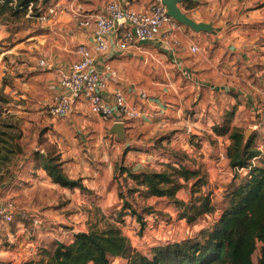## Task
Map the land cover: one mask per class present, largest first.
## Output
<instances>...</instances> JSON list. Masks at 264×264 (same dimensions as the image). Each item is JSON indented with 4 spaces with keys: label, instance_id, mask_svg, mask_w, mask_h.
Here are the masks:
<instances>
[{
    "label": "crops",
    "instance_id": "1",
    "mask_svg": "<svg viewBox=\"0 0 264 264\" xmlns=\"http://www.w3.org/2000/svg\"><path fill=\"white\" fill-rule=\"evenodd\" d=\"M107 1L110 0H55L50 7L52 13H46L43 33L26 37L22 51L1 52V56L11 60L12 67L18 68L27 87L34 92L30 104L36 112L32 118L40 125L42 136L61 148L64 172L70 178H81L86 189H90V195L100 197L95 203L102 210L116 201L117 188L112 174L118 159L132 170L152 167L164 160L166 154L159 147L140 150L144 143L153 145L148 139L174 131L172 137L179 139L180 144L176 146L177 141L170 139V146L185 150L187 142L183 145L182 138L188 136L192 126L196 134L200 133L201 129L211 126L213 120L218 122L229 107H234L235 119L242 114V122L252 128H257L261 123L258 121L264 120V0H186L187 6L183 5L185 1L180 2L182 12L202 23L203 28L195 31L177 21L170 34L162 31L153 41L126 51H118L115 38L108 36V50L103 54L93 52L99 70L104 62L115 69L103 95L110 100L119 89L127 102L141 108L140 116L125 119L119 132L114 128L116 116L103 121L92 114L80 98L74 100L67 114L49 115L44 108L56 92L63 91L57 82L58 72L76 60L74 46L84 43L92 48V29L79 27L78 17L99 11ZM114 1L142 10L152 0ZM192 45H196L197 50L192 51ZM31 47L39 51H32ZM40 59L46 64L39 65ZM33 135L30 146L34 151L38 133ZM84 149L99 161L92 165L85 163ZM23 157L25 162L20 164L31 173L29 185L35 190L32 197L41 198L44 191L54 189L61 192L55 195V203L59 196H70L42 169L39 171L32 155L26 152ZM16 178L19 177H14L15 184ZM79 199L83 207H76L78 213L67 219L57 211L53 214L51 208L39 209L37 217L52 216L68 221L67 228L58 227L57 231L47 225L40 228L15 221L14 225L10 223L3 229V236L12 242L19 233L22 242H18L17 249L28 241V234H36L30 248L47 237L48 241L69 242L76 232L88 231L86 222L91 219L90 212L83 211L87 207L86 199ZM155 242L158 241L152 243ZM16 254V250L11 252V256ZM32 255L35 256V251ZM121 260L115 258L118 263Z\"/></svg>",
    "mask_w": 264,
    "mask_h": 264
},
{
    "label": "trees",
    "instance_id": "2",
    "mask_svg": "<svg viewBox=\"0 0 264 264\" xmlns=\"http://www.w3.org/2000/svg\"><path fill=\"white\" fill-rule=\"evenodd\" d=\"M54 1L0 0V26H8L14 19L25 16L29 9L41 15ZM188 4L186 0L183 3ZM2 104H8V97L0 92V180L3 179L1 174L9 171L8 164L13 157L22 152L19 121L13 114L4 112ZM234 112L229 109L219 124L212 125V129L217 135L228 136L230 143L225 153L228 164L237 170L235 172L242 170L243 175L236 173L237 181L230 182L225 190V207L211 226L200 229L198 236L163 239L144 251L134 248L119 226L109 224L101 230L76 232L69 242L53 239L48 247H40L38 258L21 264H112L116 257L123 258L124 264H264V152L255 144V133L245 139L243 132L231 125ZM191 136L194 138L195 135ZM166 137L169 136L153 138L152 148H161L158 144ZM162 151L166 156L160 169L135 171L122 162L116 163L114 171L125 175V182L128 179L132 182L124 193L121 186L118 188L120 215L135 216L141 225L145 224L128 200L127 196L134 192L144 197L166 199L175 207L177 217L189 224L203 215L212 214L215 207L210 195L199 190L207 181L204 172L183 162L182 159L187 157L185 151L172 152L165 148ZM33 160L36 167H43L52 182L70 189L86 190L81 178H70L64 172L59 153L35 151ZM183 187L190 194L188 202L177 197ZM257 248L258 257L254 260Z\"/></svg>",
    "mask_w": 264,
    "mask_h": 264
},
{
    "label": "rangeland",
    "instance_id": "3",
    "mask_svg": "<svg viewBox=\"0 0 264 264\" xmlns=\"http://www.w3.org/2000/svg\"><path fill=\"white\" fill-rule=\"evenodd\" d=\"M52 5L53 3L51 6ZM46 13H49V10L46 9V11H43L41 15H37L33 13L32 9H29L25 16L14 19L8 26H0V92L4 93L8 97V104H2V109L5 110L4 112L13 114L16 119H18L22 129V137L20 139L22 152L13 157L11 162L8 164L9 171L7 173L4 169L2 170L4 172L1 174L3 175V179L0 180V194L7 199H12L17 205L23 207L29 215L26 219H19V217H17L12 224L14 225L15 221H20L24 226L29 223L33 224V216L37 217L40 210L48 208L52 209L53 214L56 211L58 215L64 214V218L67 219L68 217L74 216L75 213H78L77 208L80 209L83 207V204H80L79 202L81 201L79 197H83L86 199L87 203V207L84 208L85 210L83 209V211L90 212L89 215L91 216V219H89V217L88 222H86L88 230H101L106 228L109 224H115L121 228L123 234L128 237L131 245L136 249L145 251L149 248V245L153 241H160L162 239H167V237L180 239L182 237L198 236L200 229L211 226L223 207H225V190L230 182L237 181L235 178H237L238 174L236 173L243 175L242 170L235 172L237 170L231 168L228 164V158L225 156L226 147L230 143L228 136L217 135L212 129V125L219 124L225 113L229 109H234V107H229V109L224 111L222 118L218 122L213 120V124L211 126L201 129L198 134H196V129L192 126L190 129L192 133L190 132L188 136L182 138L183 145H186L185 142H187L185 150L181 148L175 149L180 142H178L179 139L172 137L174 131L161 134L160 136L168 135L169 137L164 138L161 143H157L161 146V149L165 148L166 150L172 152L185 151L187 153V157L182 159L183 162L189 167L197 166L206 176V184L204 186H200L199 190L210 195L215 210L212 214L203 215L193 224L187 223L184 219H179L177 217L175 207L172 203H168L166 199L144 197L137 192H134L132 195L127 197L136 208L137 212L141 215V219L145 223L144 225H141V222L135 216H131L129 214L120 215L119 211L121 210V200H119L118 197H116V201H112L108 208L104 210H102V208H97L95 202L98 201L100 197H97L94 194L90 195V189L81 190L78 187L70 189L62 187L58 184L59 189H64L65 193L70 194L69 197L66 195H63L62 197L59 196L57 202L55 203L53 200L56 198L55 195H60L61 193H57L55 189L53 191H48V193L44 191L41 198H36L35 196L32 197L35 190L33 191V188L29 185L31 173L24 170V167H21L22 164H20L25 162L23 155L28 152V155H32L34 157L35 151L42 153L54 152L56 154L59 153L60 155L59 151L61 148L58 147L55 142L42 136L43 133L40 131V125L37 124L36 119L32 118L33 114L36 112L32 110L30 104V100L34 95V92L27 87L28 84L23 79L18 68L12 67L11 60L7 57L5 58L4 56H1V52L16 50L22 51V49H24V46L22 45L25 42L26 37L31 35V33H41L44 30V23L47 18ZM42 16L44 17L42 18ZM31 50L39 51L35 47H31ZM27 51L30 50L28 49ZM229 94H231V92H229ZM44 109L47 110L46 107ZM241 116L242 114L238 115L236 119L233 117L231 125L238 127L243 132L245 139L255 133V144L261 147L264 152V120L258 121L261 123L257 126V128H252L249 124L242 122ZM34 133H38V135L36 139L37 144L35 145L37 148L33 151L30 144L32 142V138L34 137ZM191 134L195 135L194 138H192ZM170 139L177 141L174 144L176 146H170ZM147 142H153V138L148 139ZM149 147L152 148V145L144 143L140 146V150H147ZM24 149L25 152H23ZM82 152L83 161L85 163L87 162L89 165H92L94 162L99 161L97 158L94 159V154L90 156L86 149ZM254 162H257V160L255 159ZM116 163H119V159L114 163L112 178L114 182H116L117 192L118 188L121 186V190L124 193L125 189L130 186L132 182L129 179L128 182H125V175L117 174V172L114 171ZM161 163L162 162H158L152 167L146 166L145 168L160 169L162 168ZM38 169L39 171L40 169L44 171L41 165L38 166ZM45 175L47 176L46 172ZM15 176L19 177V179L16 178L17 184L13 183V181H15ZM177 197L185 202H188L190 198L188 189L185 187L179 189ZM68 204V208H62ZM125 211H127V209ZM39 218L41 221L33 225L40 228H43V225H47L57 229L58 231V227L67 228L69 225L68 221L65 222L52 216L46 219L45 216L41 215ZM9 225L10 224L6 227ZM3 229L0 230V264H21L32 257L38 258L40 247H48L51 243L50 241L53 240L51 239L48 241V237L46 239H40L37 241V246L35 245L33 248H30L32 242L36 238V234H28V241H25V243L17 249L18 242H22L21 235L19 233V236L14 235L15 239L11 242L7 236H3ZM29 241H31V243H29ZM13 250H16L17 254L15 256H11V252H13ZM33 251H35V256L32 255ZM258 252L257 248L253 254L254 260L257 259ZM124 263L125 260L123 258L120 263L116 262L115 258L112 260V264Z\"/></svg>",
    "mask_w": 264,
    "mask_h": 264
},
{
    "label": "built area",
    "instance_id": "4",
    "mask_svg": "<svg viewBox=\"0 0 264 264\" xmlns=\"http://www.w3.org/2000/svg\"><path fill=\"white\" fill-rule=\"evenodd\" d=\"M166 11L162 0H152L142 10L110 0L99 11L80 15L78 26L92 29V48L84 43L74 46L73 52L77 58L67 68L59 70L57 82L63 91L52 96L47 105L48 114L63 116L72 110L74 100L80 98L89 111L103 121L116 116V122L123 123L125 119L140 116L141 108L127 102L121 90H115L110 100L103 95L102 91L107 87L110 77L115 75V69L110 63L104 62L99 70L93 52L103 54L108 50V36L115 38L118 51H126L153 41L162 31L166 35L170 34L177 21ZM191 50H197V46L192 45ZM45 64L44 59L39 60V65ZM17 217L26 219L29 215L12 199L0 194V230ZM40 221L39 217L33 216V224Z\"/></svg>",
    "mask_w": 264,
    "mask_h": 264
},
{
    "label": "water",
    "instance_id": "5",
    "mask_svg": "<svg viewBox=\"0 0 264 264\" xmlns=\"http://www.w3.org/2000/svg\"><path fill=\"white\" fill-rule=\"evenodd\" d=\"M185 0H162V3L166 7V12L169 16H171L173 19L178 21L179 23L185 24L189 27H191L193 30L198 31L201 28L204 27L202 23L194 21L192 18H190L188 15H186L180 7L178 6V3L183 2ZM123 123L116 122L114 125V128L117 130V132L120 131Z\"/></svg>",
    "mask_w": 264,
    "mask_h": 264
}]
</instances>
